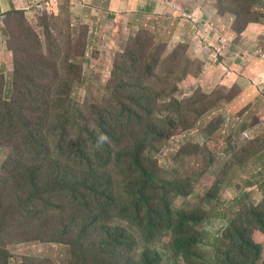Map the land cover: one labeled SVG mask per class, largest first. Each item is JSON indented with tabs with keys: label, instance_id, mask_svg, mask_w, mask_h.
Returning a JSON list of instances; mask_svg holds the SVG:
<instances>
[{
	"label": "rangeland",
	"instance_id": "rangeland-1",
	"mask_svg": "<svg viewBox=\"0 0 264 264\" xmlns=\"http://www.w3.org/2000/svg\"><path fill=\"white\" fill-rule=\"evenodd\" d=\"M175 1V17L190 23L193 38L170 36L169 15L136 13L126 20L101 7L72 12L73 0H58V10L43 9L26 19H4L3 28L16 38L19 23L40 34L48 60L46 32L64 40L60 33H70L73 46L84 42L86 48L83 58L70 61L79 63L81 72L66 78L59 68L42 73L27 69L26 75H13V54L9 52L7 58L0 54V73L6 80L1 92L6 98L27 100L31 115L25 126L0 135V264H79V252L70 245L79 231L88 233L77 249L106 243L105 258L119 251L122 264L146 260L191 264L175 250L173 232L159 227L166 219H155V210L163 213L167 206L174 213H193L202 219L196 228L199 243L194 262L214 264L232 244L226 239L232 222L247 206L264 203V152L255 154L264 149V84H250L257 80L258 64L264 61V0ZM200 3L209 9L203 22L215 30L211 22L215 14L218 23L226 25L222 29L226 33L239 39L236 31L244 30L232 58L218 55L213 48L208 51L210 45L217 46V34L194 28L192 20L182 17V12ZM12 40L7 37V49ZM27 48L25 58L31 57L32 62L37 47ZM65 56L58 58L61 63ZM218 62L255 72H249V80L240 73L234 84L225 80L226 72ZM208 64L211 72L206 73ZM61 84L66 95L61 90V96L48 95L50 85ZM247 90L249 96L243 98ZM58 101L76 105L80 119L75 114L76 122L60 125L61 109H52ZM125 104L133 115L124 110ZM98 112L108 118L103 127ZM138 116L151 124L130 129ZM62 133L66 135L59 148V137L53 136ZM43 134L52 135V153L28 155L14 149L16 141ZM146 139L140 158L145 159L143 166L152 182L142 188L141 196L144 178L138 172L131 174L129 162L120 163L114 155L129 143L140 142V146ZM23 159L35 175L25 176L28 168ZM52 185L53 194L41 193L28 201L33 186L42 190ZM155 254L161 256L160 263L155 262ZM90 258L88 252L84 263L90 264Z\"/></svg>",
	"mask_w": 264,
	"mask_h": 264
},
{
	"label": "trees",
	"instance_id": "trees-1",
	"mask_svg": "<svg viewBox=\"0 0 264 264\" xmlns=\"http://www.w3.org/2000/svg\"><path fill=\"white\" fill-rule=\"evenodd\" d=\"M174 1L170 0V5H172ZM185 12V11H184ZM188 13V12H187ZM196 15L195 12L191 13ZM12 16H19L22 19H26V16L24 14V11L22 10H10L5 13L0 14V18L2 21V25L4 26V19L6 18V21L9 22L11 20ZM43 25L45 26L46 30H48V26L46 25V18H44ZM260 19H256L255 23H259ZM212 22V21H211ZM213 23V22H212ZM214 24V23H213ZM171 25V23H170ZM215 25V24H214ZM2 26L1 32L3 36H7L8 39H13L11 44L8 46V50L10 51L13 60V66H14V74L19 76L20 74L26 75L27 69H33L36 72H44L47 68L48 69H55L57 68L62 70L64 78L68 77L71 74H74L75 71L81 70L79 69V63L70 62L72 58H76L77 56L84 57L85 54V48L86 43L79 42L77 46L72 45L71 36L70 33L67 34V36H63V32L60 33V36L66 37L64 39L60 38H52L51 35L46 32L47 35V46L50 53V60L48 58L46 59L45 54L43 52V49L45 48L44 44H46V41L41 39L40 34H36L35 32L31 31L28 28H24L21 23L17 25V28L21 31L19 36L16 38L15 34H9ZM236 27V26H235ZM220 32H223V30L219 27H217ZM174 29V25H171V28L168 30V34L171 36V30ZM241 31L243 29H240L239 31H236V33L239 36V39L234 36L233 40L229 39L232 42L237 43V41L242 40ZM24 39L28 41V44L24 43ZM27 45L30 47L36 46V59L31 62V57L29 59L25 58V52L28 50ZM62 53H65V62L61 63L59 61V57ZM82 65V64H81ZM258 70L264 71V61H260L257 67ZM57 74V73H56ZM251 77V73H246ZM3 73H0V80H4V84L0 83V89L4 87L5 85V77L3 76ZM264 76V72L262 73ZM45 75H41L40 77L43 78ZM260 83L264 84V81L259 80ZM258 83L254 82L253 85L257 86ZM58 88V89H57ZM49 96H61L59 93V90L63 92V94H67V92H64V85H58L53 86L50 85L48 87ZM61 109V113L58 115L59 117V124L62 126L69 125L73 122H76L77 118L75 117V114L80 119V111L78 110L76 105H73L71 103L65 104L58 102H53L52 109L54 108ZM196 106V104H195ZM124 110L132 114V110L125 104ZM28 109V102L25 99H22L21 97L14 96L13 98H6L4 95V91L1 92L0 90V135L3 137L4 135L8 133H12L15 131L18 127L25 126L30 121L31 115L27 113ZM93 114L97 116V112L94 108ZM133 115V114H132ZM98 122L99 126H105L108 123V118L103 117L98 112ZM151 122L147 120L146 117L138 116L134 123L132 122V125L130 129L136 126H138L140 129L144 125ZM136 125V126H134ZM29 125L25 127V129H29ZM66 129L63 128V130ZM12 131V132H11ZM112 131H117L115 128H112ZM90 131L86 129V133H89ZM66 133H62L59 135H54L53 137L57 138L59 137L58 141V147L60 148L62 145V142L64 141ZM103 136V135H102ZM52 135L43 134L38 137H28L25 139H21L16 141L17 143H14V149H23L28 155L32 154H50L53 152V146L50 142V138ZM99 137H101L99 135ZM102 138V137H101ZM105 137H103L104 139ZM145 138H149L148 136H145ZM252 142V141H251ZM99 143H105V142H99ZM138 143L140 142H134L129 143L128 148L124 151L121 150V154L114 155L118 162L123 163L125 161H128L130 164V172L133 175H136L137 172L140 173V175L144 178L141 182V188L139 191V194L141 196H144L142 188L145 190L149 188V185L152 182V175L148 173L144 169V160H141L140 156L144 152V148L148 144V139L144 140L141 145L139 146ZM258 147V144H257ZM96 151H100L99 147L95 148ZM264 152V149L258 150L255 152V154L259 155ZM105 153L113 155V152L111 150L105 151ZM27 168L28 171H25V176L28 178L30 175H35V172H32L31 165L28 160L23 159L22 162ZM56 180V179H55ZM191 181H188V183ZM263 183V182H262ZM253 185V184H251ZM55 190V186H47L46 189L41 190V186H33L31 188V194L28 197V201H33L36 196H40L41 193L46 194H53ZM180 195V193H178ZM206 196H209V191H206ZM51 198V197H50ZM150 200H147L145 205H148ZM85 210H90L89 208L85 207ZM165 218L166 223L160 224L159 227L165 230H169L173 232L174 235V244H175V250L177 253L181 254L182 257H184L188 263L196 264L194 262V258L197 256V253L195 251V248L197 244L199 243L198 236H197V226L202 222V219L193 213H182L177 212L174 213V211L167 206L166 209L162 212H159V209L155 210V219L161 220ZM88 233V231H79L77 235L78 238L73 242L71 241L70 245H74V248L79 252V264H85L84 261L86 259L87 253L90 252L92 254L93 259L90 258V264H122L119 259H117V255H119V251H115L113 254H111L109 257L105 258L106 253V243H100V244H92L91 247L89 246H81L79 249H77V245L79 243V240L85 236ZM190 233V235H189ZM252 234V235H251ZM263 235V236H262ZM226 239L232 241V244L230 245V248L228 251L224 253V256L221 260H217L214 262V264H264V203L261 206H247L245 208L244 213L239 217L237 221H233L230 225L229 233L226 236ZM119 246V245H118ZM147 255V253H146ZM155 262L160 263L162 261V258L160 255L155 254ZM145 264H152L149 261H145ZM201 264H207V263H201Z\"/></svg>",
	"mask_w": 264,
	"mask_h": 264
},
{
	"label": "crops",
	"instance_id": "crops-1",
	"mask_svg": "<svg viewBox=\"0 0 264 264\" xmlns=\"http://www.w3.org/2000/svg\"><path fill=\"white\" fill-rule=\"evenodd\" d=\"M72 3V12H81L83 10H92L96 11L100 7V9H103L108 14L112 16H124L126 20H129V18L133 19V16H135L136 13H139L140 15H160L165 14L169 15L167 19V23L171 25H174V29L171 30L172 37L176 40H183L187 37H194V33L192 30V27L190 23L187 21L181 19V16H176V10L170 6V0H73ZM176 3L175 0H172ZM58 6V0H0V14L5 13L10 10H22L24 11V14L26 18L28 16H31L32 13H35L36 11H41L43 9L46 10H55ZM207 6H204L203 4H196L194 7L191 8V10L188 13H196V16L199 19L206 20L208 19ZM212 12L210 15H214L215 11L213 8L210 9ZM217 14L212 16V22L215 24L216 27H219L221 29H225V24H221L218 22L219 18H216ZM2 21L0 18V54L1 57L7 58L9 56V50L7 49V37L2 35L1 29H2ZM247 29V28H246ZM244 31V30H243ZM242 32V31H241ZM223 34L228 38L233 40L234 36L233 34L226 33L225 30L223 31ZM243 39V38H242ZM232 42V41H231ZM205 45H210V43H205ZM237 45V44H236ZM214 47L213 45H210L208 47V51L212 53V50L210 49ZM238 46V45H237ZM205 50V48H204ZM213 55V54H212ZM232 58V57H231ZM220 67L226 72L225 80H231L234 84L237 82V79L240 78V73L242 76H244V79L249 80V75L246 73H249L250 71L255 72L252 68H246L245 70L240 68L241 71H238L236 68V65L234 63V67L231 68L230 64H225L222 62H218ZM206 73L211 72L210 65L206 67ZM237 70V71H236ZM237 72V73H236ZM264 71L257 72V80H254L250 84H254V82H258L259 80L263 81L264 76L262 75ZM190 78V76H189ZM249 96V90L244 91L243 98H246Z\"/></svg>",
	"mask_w": 264,
	"mask_h": 264
},
{
	"label": "built area",
	"instance_id": "built-area-1",
	"mask_svg": "<svg viewBox=\"0 0 264 264\" xmlns=\"http://www.w3.org/2000/svg\"><path fill=\"white\" fill-rule=\"evenodd\" d=\"M183 18L190 19L192 22L195 24L193 27L197 28L199 27L200 29H204V32L210 33L214 31L217 34V48H216V53L219 55H228L233 57L235 47L237 48L238 46L234 45L230 40H228L225 36L222 37L221 34H218L215 28L211 26L208 23H204L203 21L199 20L198 18H195L194 15H188L187 13H183ZM213 25V24H212Z\"/></svg>",
	"mask_w": 264,
	"mask_h": 264
},
{
	"label": "clouds",
	"instance_id": "clouds-1",
	"mask_svg": "<svg viewBox=\"0 0 264 264\" xmlns=\"http://www.w3.org/2000/svg\"><path fill=\"white\" fill-rule=\"evenodd\" d=\"M172 8H174V10H176L177 11V9H178V6H177V3H173L172 5H170ZM183 13H187V12H182V15H183ZM188 14V13H187ZM188 15H194V14H188ZM195 16V15H194ZM183 17V16H182ZM199 19V18H198ZM199 20H201V21H203L202 19H199ZM213 24V23H212ZM214 25V24H213ZM215 26V25H214ZM217 31V30H216ZM217 33L218 34H221V32L218 30L217 31ZM227 38V37H226ZM228 39V38H227ZM216 40H217V37H216ZM229 40V39H228ZM234 45H236L235 43H233ZM237 46V45H236ZM211 48H213L214 49V51L216 52V48H217V46H214V47H212L211 46ZM219 55V54H218ZM229 55V54H228ZM222 56V55H221ZM224 56H226V55H224ZM102 139H103V137H102Z\"/></svg>",
	"mask_w": 264,
	"mask_h": 264
}]
</instances>
